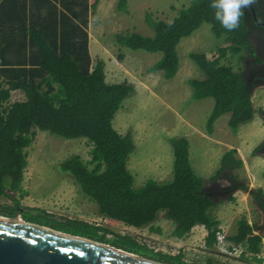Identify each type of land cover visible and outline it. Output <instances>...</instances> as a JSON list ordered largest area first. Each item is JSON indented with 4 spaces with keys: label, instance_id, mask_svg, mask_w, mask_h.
I'll return each mask as SVG.
<instances>
[{
    "label": "trees",
    "instance_id": "trees-1",
    "mask_svg": "<svg viewBox=\"0 0 264 264\" xmlns=\"http://www.w3.org/2000/svg\"><path fill=\"white\" fill-rule=\"evenodd\" d=\"M97 2L0 0V216H20L24 221L161 263L201 264L185 260L180 251H154L129 232L118 233L97 223L58 217L45 210V220L25 214L27 209L36 208L24 203L29 192L22 185L26 148L36 131L86 139L88 159L70 156L60 164L61 171L70 174L83 197L95 205L97 216L126 228L160 235L158 221L164 218L172 225L170 236L181 239L194 227L202 226L203 245L213 248L219 245L218 235L223 231L213 212L223 202H235L237 193H246L257 211H264V191L249 188L247 180L239 177L243 161L235 149L224 151L219 166L204 180L191 167L190 144L183 136L169 139L171 179H148L139 188L134 186V177L127 169L133 140L112 124L133 89L127 80L108 81L105 62L90 55L87 22L89 10ZM127 2L117 0L115 10L128 13ZM144 21L153 30L150 36L136 31L113 34L119 62L124 60L121 49L159 52L161 58L147 72L158 71L169 80L179 67L176 48L180 40L207 23L215 37L224 38L223 46L210 58L203 53L188 54L201 77L187 81L193 100L212 101L206 130L211 132L223 116H227L226 125L233 134L253 120L257 112L252 101L254 91L264 88L259 85L264 80V59L259 49L263 42L258 40L264 39V0L245 9L241 27L231 32L215 21L209 0H190L167 20L146 13ZM259 115L264 118V111L260 109ZM263 147L264 142L256 150L264 153ZM258 225L249 224L245 217L238 219L234 233L227 236V249L233 252L240 248L242 258L247 259L249 254L259 261L256 255L263 234ZM204 264L217 263L207 260Z\"/></svg>",
    "mask_w": 264,
    "mask_h": 264
},
{
    "label": "rangeland",
    "instance_id": "rangeland-1",
    "mask_svg": "<svg viewBox=\"0 0 264 264\" xmlns=\"http://www.w3.org/2000/svg\"><path fill=\"white\" fill-rule=\"evenodd\" d=\"M116 1L98 0L95 8L89 10L87 32L90 55L92 58H102L105 62L106 79L111 82L127 80L133 89L112 121L113 127L119 133L129 134L135 141L134 151L129 158L140 151H144L145 157H151L152 160L158 156L163 157L168 146L163 136H183L191 143L195 174L206 180L211 167L217 166L216 164L220 162L222 146L225 148L233 145L239 148L246 163V168L242 167L238 171L239 177L247 180L249 188H261L264 191V153L256 150L264 142V118L259 115L260 109L264 111V88L254 91L252 101L257 112L252 121L241 125L233 134L226 125L227 116H223L216 125L213 124L212 131L207 132L205 121L209 111L202 109L205 104H212V101L193 100L187 94L186 90L189 93L191 91L188 79L201 77L199 69L188 54L203 53L210 58L215 49L223 46L224 38L215 37L210 31L209 24L203 23L192 34L180 40L176 48L178 70L173 78L164 79L158 71L147 72L156 57L161 58V53L132 51L125 48L121 49L124 60L119 62L116 58L118 49L113 45L112 37L114 33L125 31H136L150 36L153 30L144 21L146 13H150L155 19H171L177 10L182 5H187L190 0H128L126 14L115 10ZM147 79L154 82L151 89L153 94L142 97L139 95L144 92L141 85H145L143 82ZM141 127L146 130L144 134L146 140L143 144L135 139V131ZM201 132L204 135L207 133L209 138L201 137ZM228 133H232L233 136ZM88 149L89 145L84 138L67 139L46 131H36L33 142L26 148L28 164L26 171L29 180L25 188L31 186L32 189L28 190L29 195L25 197L24 203L36 207L27 209L25 211L27 216L45 220L43 214L45 210L58 217L61 215L75 219L79 217L118 233H132L144 242L142 244L154 251L170 254L180 251L189 262L204 264L211 260L219 264H264V244L257 255L260 261H255L249 254H246L247 259L242 258L240 248L233 252L228 250L227 239L213 248L204 247L205 233L201 228L191 231L190 236L177 239L170 236L171 228L164 218H160L158 222L162 228L160 235L149 234L146 230L126 228L114 220L98 218L94 215L95 205L87 201L80 192V195H77L66 180L76 187L71 175L60 168V164L73 155L88 159ZM136 157L138 156L134 158ZM237 157L241 156L237 154ZM141 159L144 160L143 157ZM127 169L132 175L135 174L132 161ZM137 175L134 184L136 188L142 186L146 180L154 179L152 175L143 172H137ZM22 185L23 187L25 185L24 179ZM213 215L220 222L221 226L218 227L223 228L226 236L231 234L236 221L242 217L251 225L260 223V215L246 193H237L235 202H223L214 210ZM47 218L49 219L48 216ZM62 223L61 226L65 225Z\"/></svg>",
    "mask_w": 264,
    "mask_h": 264
},
{
    "label": "water",
    "instance_id": "water-1",
    "mask_svg": "<svg viewBox=\"0 0 264 264\" xmlns=\"http://www.w3.org/2000/svg\"><path fill=\"white\" fill-rule=\"evenodd\" d=\"M20 219L0 216V264H166Z\"/></svg>",
    "mask_w": 264,
    "mask_h": 264
},
{
    "label": "crops",
    "instance_id": "crops-1",
    "mask_svg": "<svg viewBox=\"0 0 264 264\" xmlns=\"http://www.w3.org/2000/svg\"><path fill=\"white\" fill-rule=\"evenodd\" d=\"M89 49H90V47H89ZM158 60V58L156 57V60L155 61H157ZM155 62H153V64H154ZM152 65V64H151ZM150 65V66H151ZM149 66V67H150ZM145 85H143L142 83V85H141V87H142V91H144V92H142V94H139V95H141L142 97H144V96H147L148 94H150V93H152L153 94V92H152V90L151 89H153L152 88V84L154 83L153 81H151L150 79H147V81L146 82H143ZM151 87V88H150ZM186 92H187V94L188 95H190L191 96V91H190V93H189V91H187L186 90ZM145 99H146V97H145ZM145 99H143V100H145ZM205 100H207V99H205ZM201 101V100H200ZM202 104L203 103H201V106H202ZM205 104V103H204ZM211 107H212V104H210V103H207V104H205V107H203V111H206V112H210V109H211ZM121 109H122V107H121ZM209 112H208V114H209ZM219 120V119H218ZM218 120L215 122V124L214 125H216L217 123H218ZM227 120L225 119V122H226ZM143 127V126H142ZM139 128L137 131H135V139L139 142V143H144L145 142V140H146V137L144 136V134H145V131L146 130H144V128ZM212 134H214V131H213V133ZM228 134H230L231 136H233V134L232 133H228ZM201 137H203V138H206V139H208L209 137H207V133H206V135H204V133H202L201 132ZM164 137V140L166 141V143L168 144V146H167V148H166V154H165V156H158V157H156V158H154V160H152L151 159V157H148V158H146L145 157V155H144V151L142 152V151H140L139 152V154H134L135 156H138V157H136V158H134L135 156H131L130 158H128V161H127V168H129L130 167V162L132 161L133 162V165H134V168H135V171L133 170V172H135V174L133 175V177H134V184H135V178H137L138 177V175H137V172H143V173H145V174H150V175H152V177L154 178V180L155 181H157V182H164V181H167V180H169V178L171 177V174H172V161H173V155H172V151H171V147H170V144H169V139L170 138H172L171 136H163ZM174 137V136H173ZM176 137H180V136H176ZM133 140V139H132ZM188 141H189V144H190V155H189V159H190V164H191V167H192V169L194 170V167H193V165H192V155H191V143H190V140L188 139ZM135 141L133 140V144H134V147H135V143H134ZM218 144H220V143H216V145H218ZM220 146H222L221 144H220ZM228 149H235L236 151H237V154L239 155V156H241V157H239V158H241L242 159V161H243V167H245L246 168V163H245V161H244V158L242 157V155L240 154V150H239V148H236V147H234L233 145H230V146H226L225 148H223V146H222V150H221V152H220V157H221V155L223 154V152L224 151H226V150H228ZM134 151V150H133ZM143 157V159L144 160H142L141 158ZM28 165V164H27ZM217 166H215V165H213L212 167H211V170L208 172V175L210 176L212 173H213V171L218 167V165H219V163L218 164H216ZM27 169V168H26ZM131 170V169H130ZM132 172V171H131ZM194 172H195V170H194ZM208 176V177H209ZM208 179V178H207ZM206 179V180H207ZM28 180H29V178H28V172L27 171H25V174H24V187L26 186V184H27V182H28ZM67 180V183L69 184V185H71L74 189H75V192L77 193V195H80V193H79V190H78V188H77V186L76 187H74L73 185H72V183H70L69 182V180L68 179H66ZM27 189L28 190H31L32 189V187L30 186V187H28L27 186ZM85 199V198H84ZM87 200V199H86ZM88 201V200H87ZM92 203V202H91ZM93 204V203H92ZM93 208V207H92ZM94 215H96L95 214V211H94ZM97 216V215H96ZM67 217V216H66ZM98 218H100V219H102V220H109V219H103V218H101V217H99V216H97ZM69 218H71V217H69ZM75 218V217H74ZM77 219H79V220H82V221H86V222H88L86 219H81V218H79V217H77ZM159 222V221H158ZM119 223V222H118ZM169 223V222H168ZM120 224V223H119ZM159 224V223H158ZM160 225V224H159ZM169 225H170V228H172V225H171V223H169ZM219 226H221L220 225V222H219ZM204 231V233H205V230H204V228L202 227V226H196V227H194L193 229H192V231L195 229V230H201V229ZM220 228V227H219ZM222 230H223V228H221ZM234 230H235V227H234V229H233V231L231 232V234H233L234 233ZM192 232H190L188 235L190 236V234H191ZM256 233V232H255ZM231 234H229L228 236H230ZM205 235V234H204ZM264 244V237L262 236V241H261V245H263ZM261 245H260V247H261ZM258 255V254H257ZM256 255V258H258V256ZM259 259V258H258ZM255 261H257V260H255ZM259 261H260V259H259ZM217 263V262H216ZM217 264H219V263H217Z\"/></svg>",
    "mask_w": 264,
    "mask_h": 264
},
{
    "label": "clouds",
    "instance_id": "clouds-1",
    "mask_svg": "<svg viewBox=\"0 0 264 264\" xmlns=\"http://www.w3.org/2000/svg\"><path fill=\"white\" fill-rule=\"evenodd\" d=\"M257 0H209L213 17L223 29L231 32L241 27L244 10Z\"/></svg>",
    "mask_w": 264,
    "mask_h": 264
},
{
    "label": "flooded vegetation",
    "instance_id": "flooded-vegetation-1",
    "mask_svg": "<svg viewBox=\"0 0 264 264\" xmlns=\"http://www.w3.org/2000/svg\"><path fill=\"white\" fill-rule=\"evenodd\" d=\"M254 13V12H253ZM254 15V14H253ZM255 21L257 22V23H259L256 19H255ZM263 25H264V23H262ZM258 40H262L261 42H263V44L262 45H259V47L261 46V48H259V49H261V53H262V58L264 59V39L263 38H261V39H258ZM259 41V42H260ZM259 67V66H258ZM261 67V66H260ZM261 68H263L264 69V66L263 67H261ZM259 85H264V80L263 81H260V84ZM264 148V147H263ZM258 213H259V215H260V223H259V225H258V231H260V233H262L263 235H264V211H262V210H260V209H258Z\"/></svg>",
    "mask_w": 264,
    "mask_h": 264
},
{
    "label": "built area",
    "instance_id": "built-area-1",
    "mask_svg": "<svg viewBox=\"0 0 264 264\" xmlns=\"http://www.w3.org/2000/svg\"><path fill=\"white\" fill-rule=\"evenodd\" d=\"M226 239H227V236H226V234L223 231L221 233H219V235H218V240L220 242L219 244H221L222 242L226 241Z\"/></svg>",
    "mask_w": 264,
    "mask_h": 264
},
{
    "label": "bare ground",
    "instance_id": "bare-ground-1",
    "mask_svg": "<svg viewBox=\"0 0 264 264\" xmlns=\"http://www.w3.org/2000/svg\"><path fill=\"white\" fill-rule=\"evenodd\" d=\"M13 221H17V222H20V223H22V221H21L20 217H16V218H14V220H13Z\"/></svg>",
    "mask_w": 264,
    "mask_h": 264
}]
</instances>
